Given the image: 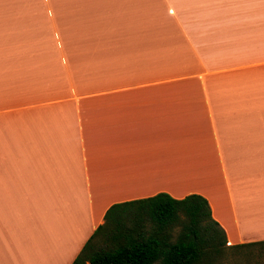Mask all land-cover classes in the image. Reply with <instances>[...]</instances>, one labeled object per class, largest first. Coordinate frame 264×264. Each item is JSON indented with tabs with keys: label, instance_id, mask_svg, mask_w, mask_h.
Instances as JSON below:
<instances>
[{
	"label": "crops",
	"instance_id": "1",
	"mask_svg": "<svg viewBox=\"0 0 264 264\" xmlns=\"http://www.w3.org/2000/svg\"><path fill=\"white\" fill-rule=\"evenodd\" d=\"M157 194L264 240V0H0V264Z\"/></svg>",
	"mask_w": 264,
	"mask_h": 264
},
{
	"label": "trees",
	"instance_id": "2",
	"mask_svg": "<svg viewBox=\"0 0 264 264\" xmlns=\"http://www.w3.org/2000/svg\"><path fill=\"white\" fill-rule=\"evenodd\" d=\"M264 261V240L227 245L198 195L165 194L111 205L71 264H224Z\"/></svg>",
	"mask_w": 264,
	"mask_h": 264
},
{
	"label": "rangeland",
	"instance_id": "3",
	"mask_svg": "<svg viewBox=\"0 0 264 264\" xmlns=\"http://www.w3.org/2000/svg\"><path fill=\"white\" fill-rule=\"evenodd\" d=\"M226 263L224 264H264L263 258L262 257H253V259H250V262H244V261H240V260H234L232 261V259L228 256V258H226Z\"/></svg>",
	"mask_w": 264,
	"mask_h": 264
}]
</instances>
